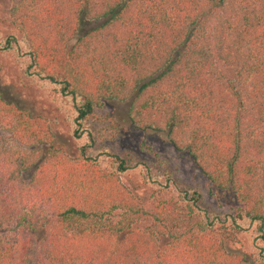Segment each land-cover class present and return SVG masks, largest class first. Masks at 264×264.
I'll list each match as a JSON object with an SVG mask.
<instances>
[{
	"label": "trees",
	"instance_id": "1",
	"mask_svg": "<svg viewBox=\"0 0 264 264\" xmlns=\"http://www.w3.org/2000/svg\"><path fill=\"white\" fill-rule=\"evenodd\" d=\"M7 17L0 53L67 138L0 88V264H264V0H8ZM123 127L184 155L233 211L114 149Z\"/></svg>",
	"mask_w": 264,
	"mask_h": 264
},
{
	"label": "rangeland",
	"instance_id": "2",
	"mask_svg": "<svg viewBox=\"0 0 264 264\" xmlns=\"http://www.w3.org/2000/svg\"><path fill=\"white\" fill-rule=\"evenodd\" d=\"M7 7L8 0H0V37L7 34L16 35V31L7 17ZM0 88L8 97L23 102L47 118L57 141L64 143L67 137L61 115L34 83L21 74L16 61L7 53H0ZM126 107L127 103L110 102L104 105L101 113L110 114L116 122L123 121ZM120 135L122 136L116 137L112 143L114 149L134 153L139 158L164 162L165 168L171 173L176 183L198 189L204 198L206 207L210 209L213 207L221 213L233 211L234 204L230 201L228 194L220 196L210 190L209 185L192 163L184 155L172 150L163 140L157 136L131 129L126 130L125 127L122 128ZM121 182L132 193L138 196L146 195V190L140 184L136 172H128L121 178ZM228 245L232 249L246 254L252 249L247 234L234 235Z\"/></svg>",
	"mask_w": 264,
	"mask_h": 264
}]
</instances>
